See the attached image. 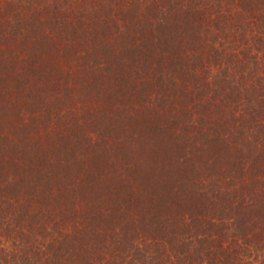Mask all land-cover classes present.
I'll return each instance as SVG.
<instances>
[{"label":"trees","instance_id":"16d2710c","mask_svg":"<svg viewBox=\"0 0 264 264\" xmlns=\"http://www.w3.org/2000/svg\"><path fill=\"white\" fill-rule=\"evenodd\" d=\"M223 2L0 0V264H264V0Z\"/></svg>","mask_w":264,"mask_h":264},{"label":"rangeland","instance_id":"374dc122","mask_svg":"<svg viewBox=\"0 0 264 264\" xmlns=\"http://www.w3.org/2000/svg\"><path fill=\"white\" fill-rule=\"evenodd\" d=\"M223 4L225 5V8L227 7V8H229V6L225 3V0H224V2H223ZM238 6V3H236V4H234V3H232V6H231V9H237L236 7ZM236 6V7H235Z\"/></svg>","mask_w":264,"mask_h":264}]
</instances>
